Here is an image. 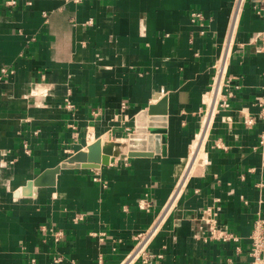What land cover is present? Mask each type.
Masks as SVG:
<instances>
[{"label": "crops", "instance_id": "crops-1", "mask_svg": "<svg viewBox=\"0 0 264 264\" xmlns=\"http://www.w3.org/2000/svg\"><path fill=\"white\" fill-rule=\"evenodd\" d=\"M236 3L0 0V70H12L0 82V264H121L158 220L148 264L250 263L264 213V0L244 1L211 92ZM163 98L160 153L34 183L97 138L127 140ZM208 207L234 238H210Z\"/></svg>", "mask_w": 264, "mask_h": 264}, {"label": "water", "instance_id": "water-1", "mask_svg": "<svg viewBox=\"0 0 264 264\" xmlns=\"http://www.w3.org/2000/svg\"><path fill=\"white\" fill-rule=\"evenodd\" d=\"M167 99L163 98L148 109L141 110L135 117V131L127 140H112L97 138L78 150L60 164L42 172L34 183L36 185L56 184L57 174L62 168H94L108 164L112 157L127 155L153 156L162 151V144L167 141L166 119Z\"/></svg>", "mask_w": 264, "mask_h": 264}, {"label": "built area", "instance_id": "built-area-1", "mask_svg": "<svg viewBox=\"0 0 264 264\" xmlns=\"http://www.w3.org/2000/svg\"><path fill=\"white\" fill-rule=\"evenodd\" d=\"M244 1L245 0H237L234 13L231 19L225 49L216 67L215 78L211 87L212 93L215 91L216 94L222 92L229 52L234 39V35L236 33L237 25L239 23V15L242 10ZM192 17L193 19H202L203 15L200 12H193ZM89 22H91V20H89ZM259 37L262 41L260 50L264 51V31L259 34ZM11 72L12 70H8V68L2 67L0 70V82L3 81ZM217 81H219L218 87ZM221 105L225 107L228 106L229 103L227 100H223L221 102ZM246 122L251 123L252 119H247ZM145 206H149L148 202H145ZM216 216L217 213L209 207L203 212L202 220H204V222L209 225L210 238L222 240H229L231 238H234L231 234H228L222 229L220 230ZM158 222L159 220L154 223L148 230H146L145 232H141L136 236V245L134 246L133 250L122 261L121 264H131L136 260H141L143 263L148 264L154 259L155 255L148 251V245L151 237L155 234L158 229ZM249 255L251 256V261L249 264H264V213H259L258 218L254 223V228L251 234V247L249 250Z\"/></svg>", "mask_w": 264, "mask_h": 264}, {"label": "bare ground", "instance_id": "bare-ground-1", "mask_svg": "<svg viewBox=\"0 0 264 264\" xmlns=\"http://www.w3.org/2000/svg\"><path fill=\"white\" fill-rule=\"evenodd\" d=\"M218 84H219V81H217V87H218ZM214 94H216V91L214 92ZM212 113H213V108H212V105L210 104L209 111L207 113V116L205 117V124H204L205 127L203 129V132L201 134H198V136L196 137L192 145V151L190 152L191 153V163H190V166L188 165L189 166L188 170H190V167L194 163L196 157L201 153V147L204 144V141L208 135L209 126L211 123L210 117L212 116Z\"/></svg>", "mask_w": 264, "mask_h": 264}]
</instances>
